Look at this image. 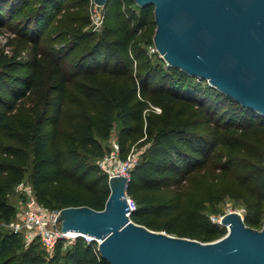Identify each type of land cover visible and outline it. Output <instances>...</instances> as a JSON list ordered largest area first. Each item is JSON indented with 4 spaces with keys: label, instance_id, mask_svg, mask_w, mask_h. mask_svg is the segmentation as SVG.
I'll use <instances>...</instances> for the list:
<instances>
[{
    "label": "trees",
    "instance_id": "16d2710c",
    "mask_svg": "<svg viewBox=\"0 0 264 264\" xmlns=\"http://www.w3.org/2000/svg\"><path fill=\"white\" fill-rule=\"evenodd\" d=\"M89 2L0 0V26L16 29L17 50L31 54L19 60L0 53V264H110L96 240L60 241L50 255L9 223L17 212L11 195L26 178L49 208L104 209L109 175L96 160L110 150L118 126L123 158L134 142L148 143L127 188L137 202L132 220L204 242L223 237L226 225L206 211L217 195L214 182L201 194L183 189L197 171L213 166L225 177L219 195L242 200L246 224L261 229L264 114L165 65L158 53L152 58L154 6L107 0L106 24L97 32L85 28ZM235 135L253 148L241 153L230 140ZM222 143L228 158L218 164L211 159Z\"/></svg>",
    "mask_w": 264,
    "mask_h": 264
},
{
    "label": "water",
    "instance_id": "95a60500",
    "mask_svg": "<svg viewBox=\"0 0 264 264\" xmlns=\"http://www.w3.org/2000/svg\"><path fill=\"white\" fill-rule=\"evenodd\" d=\"M135 1L154 6V43L168 65L264 114V0ZM109 184L104 209L67 206L57 219L64 231L98 239L110 264H264V225H247L240 211L222 216L226 235L204 242L135 222L128 215V178L114 175Z\"/></svg>",
    "mask_w": 264,
    "mask_h": 264
},
{
    "label": "rangeland",
    "instance_id": "374dc122",
    "mask_svg": "<svg viewBox=\"0 0 264 264\" xmlns=\"http://www.w3.org/2000/svg\"><path fill=\"white\" fill-rule=\"evenodd\" d=\"M77 9L78 8H76V9L74 8V10H77ZM88 10L90 13L91 23L89 25H87L85 28L88 30H94L97 32L102 31L105 27V24H106V13L104 16L105 10L101 9L100 7H98L96 10L95 7L93 6L92 0H90V2H89ZM100 19H103L102 25L97 26L95 23V20H100ZM71 20L72 19L65 20L64 23L66 24V23L70 22ZM8 21L14 22L13 19H10ZM156 27H157V25L152 26V29L150 31L151 34L155 35ZM18 35L19 34L16 31V29L12 28L9 24L0 26V53L8 55L9 57H13L14 55H16V58L19 60H28L31 57L29 48L24 47V48L20 49L19 51L17 50V47H18L17 36ZM154 46H155V44H150L147 46V48H148V52L152 56V58L156 59L155 54L158 53L160 55V52H154L153 51ZM165 65H168V63L166 62ZM24 72H25V70H24ZM153 108H155L156 111H161L160 106H153ZM119 130H120V127L118 126L114 130V132H113V134H112V136L108 142V144L111 147L110 150L115 149V145L113 143V140L118 139ZM224 132H225L224 127L220 128L219 133H221V135H225L226 133H224ZM143 139L144 138L139 139L138 141L134 142L131 145L129 152H131L133 150L139 151L142 155V153L144 152V150H146V148L148 146V143H144V144L141 143L143 141ZM224 139L228 140V138H223V140ZM230 140L234 141V143L236 144V148L239 151H241V153L247 152L248 150L253 148L252 145L248 141L241 139V137H239V135H235ZM216 149H217V151L215 153V156L211 160H215L216 162H218V164H221V162H223L224 160H226L228 158L229 148L227 146H225L224 143H222L221 145H218L216 147ZM216 155L217 156L219 155L218 158L216 157ZM98 160H96L97 165H99ZM196 173L194 175L195 177L189 179L188 181H186L184 183L183 189L186 193L198 192L199 194H201L204 192V186L203 185H206L208 182H211V181L214 182L213 188L217 192V195L215 196L214 200H212L211 202H207V205H206V211L211 216V219L213 221L221 223L222 216L225 213L233 211V210L240 211L244 215L245 205H244L242 200L237 199L235 197H229V196L221 197L219 195L222 188H223V180H225V177L223 176V174H221L222 171L220 170V168L214 169L213 166L211 168L209 166H205L203 169L197 171ZM23 183L28 184L29 186L33 187V184L30 182V180L28 178H26L22 182V184ZM22 199H23L22 188L19 184L16 187L15 192L11 195V201L17 206V210L21 205ZM226 227H227V230H229L228 225H226ZM163 231H165V230H163ZM171 234H174V233H171Z\"/></svg>",
    "mask_w": 264,
    "mask_h": 264
},
{
    "label": "built area",
    "instance_id": "2783aa9c",
    "mask_svg": "<svg viewBox=\"0 0 264 264\" xmlns=\"http://www.w3.org/2000/svg\"><path fill=\"white\" fill-rule=\"evenodd\" d=\"M92 2L96 10L98 7L105 10L106 4H98L95 0H92ZM105 13L106 11L104 12V16ZM102 22L103 19L95 20L97 26L102 25ZM153 51L159 52L156 45L153 47ZM113 143L115 149L109 150L98 160L99 166L109 175V179L114 175H124L130 182L131 170L138 164L141 153L133 150L128 153L126 158H123L118 139L113 140ZM20 186L22 188L23 199L15 218L9 223V226L15 232L21 233L27 244L40 240L48 253L53 255L60 241H63L64 245L67 246L82 236L88 242L96 240L99 249L100 241L94 236L79 231H64L61 218L57 219L61 209L49 208L41 202L34 187L24 183H21ZM126 197L130 208L128 215L131 218L132 213L137 209V202L128 191Z\"/></svg>",
    "mask_w": 264,
    "mask_h": 264
}]
</instances>
